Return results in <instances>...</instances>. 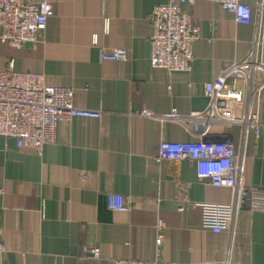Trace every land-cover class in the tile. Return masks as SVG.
<instances>
[{
    "label": "crops",
    "instance_id": "obj_1",
    "mask_svg": "<svg viewBox=\"0 0 264 264\" xmlns=\"http://www.w3.org/2000/svg\"><path fill=\"white\" fill-rule=\"evenodd\" d=\"M46 1L54 16L39 43L23 49L0 43V71L13 60L15 71L41 73L48 85L73 89L75 107L101 116L62 121L41 155L0 136V242L6 248L0 264H79L84 246L101 251L86 264H264V212L237 209L228 228L215 233L204 227L198 204H229L232 191L198 180L191 162L155 161L162 142L197 140L165 118L173 109L183 116L206 111L205 85L244 60L254 43L264 65V10H258L264 0H243L254 9L248 25L212 1L184 4L200 31L189 73L150 63L149 16L170 0ZM114 49L126 50L127 59H101V51ZM227 84L244 83L230 78ZM251 109L259 137L240 124H215L207 139L232 143L246 186L264 189V89ZM112 193L126 197L130 210H110Z\"/></svg>",
    "mask_w": 264,
    "mask_h": 264
},
{
    "label": "built area",
    "instance_id": "obj_2",
    "mask_svg": "<svg viewBox=\"0 0 264 264\" xmlns=\"http://www.w3.org/2000/svg\"><path fill=\"white\" fill-rule=\"evenodd\" d=\"M196 1L170 0L153 8L149 16L153 28L150 57L153 68L165 69L169 73H189L192 70L195 61L193 45L199 39L200 31L193 24L192 15L184 11L182 6L193 5ZM208 1L218 3L233 14L238 24L248 25L253 21L254 9L243 0ZM258 10H264L263 3L259 4ZM53 16V5L46 0H0V43L15 49L35 46ZM97 42L95 37L94 44ZM100 57L104 61H124L127 51H101ZM230 78L242 80L243 86H229L227 80ZM263 89L264 65L258 59L257 44L254 43L244 60L233 63L215 82L205 85V96L209 101L206 111L183 116L173 109L165 117L184 125L190 133L197 135V140L162 142L155 161L191 162L196 167L198 180H208L214 187L227 188L233 193V200L229 204H198L203 212L204 227L215 233L228 228L237 209L264 212V189L246 186L243 166L234 145L228 141L207 139V134L215 124H240L246 132L253 130L259 137L261 125L258 115L251 109V102ZM73 96V89L48 85L41 73L15 71L12 60L6 69L0 71V136L15 139L19 149L31 148L41 155L47 145L56 141L58 125L62 121L101 116L100 113L75 107ZM142 114L155 117L147 110ZM2 194L0 189V196ZM185 202L186 199H183L182 203ZM108 207L116 212L130 210L126 197L116 193L108 195ZM163 231L164 226L159 224L156 239L158 247L164 240ZM5 250V245L0 242V252ZM100 258L98 247L84 246L77 261L86 264ZM112 263L175 264L129 259H115Z\"/></svg>",
    "mask_w": 264,
    "mask_h": 264
}]
</instances>
